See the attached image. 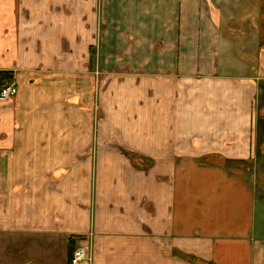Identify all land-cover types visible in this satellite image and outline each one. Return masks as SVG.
I'll return each instance as SVG.
<instances>
[{
    "label": "crops",
    "instance_id": "crops-1",
    "mask_svg": "<svg viewBox=\"0 0 264 264\" xmlns=\"http://www.w3.org/2000/svg\"><path fill=\"white\" fill-rule=\"evenodd\" d=\"M0 72L23 264H264V0H0Z\"/></svg>",
    "mask_w": 264,
    "mask_h": 264
},
{
    "label": "rangeland",
    "instance_id": "rangeland-1",
    "mask_svg": "<svg viewBox=\"0 0 264 264\" xmlns=\"http://www.w3.org/2000/svg\"><path fill=\"white\" fill-rule=\"evenodd\" d=\"M94 85H99L100 79H92ZM84 78H77V97L80 102H83V93L80 90L85 85ZM264 97V96H262ZM79 102V103H80ZM97 95H95V102L92 100L93 105L90 108L84 106L82 111L91 121L93 130L95 129L96 120L99 111L96 110ZM264 103V101H263ZM14 105V104H13ZM94 106V107H93ZM15 105L13 106V108ZM92 109V111H91ZM92 113V117L90 115ZM261 118H264V110L259 111ZM21 123L17 125V137L12 145V149L16 151H23V114L21 115ZM264 129V125L259 123L257 130L258 134H261ZM77 132H81V129H77ZM0 162H5L7 165L10 163L12 166L10 172H0V232L6 230V235H0V264H23V246H28L30 240H23V157L15 156L11 158L1 159ZM143 165H147L146 160L139 161ZM260 177V175H257ZM264 179V175L261 177ZM92 238L87 236L76 237L69 242L68 259L75 247L79 245H86L88 247V258L92 249ZM30 261L29 258L25 261L26 264ZM88 261V260H87ZM91 261V260H90ZM83 261L81 264H84ZM86 263V262H85Z\"/></svg>",
    "mask_w": 264,
    "mask_h": 264
},
{
    "label": "built area",
    "instance_id": "built-area-1",
    "mask_svg": "<svg viewBox=\"0 0 264 264\" xmlns=\"http://www.w3.org/2000/svg\"><path fill=\"white\" fill-rule=\"evenodd\" d=\"M18 93L16 84L9 82L0 90V101H8L15 97ZM88 247L86 245H79L71 252L68 264H81L88 256Z\"/></svg>",
    "mask_w": 264,
    "mask_h": 264
},
{
    "label": "trees",
    "instance_id": "trees-1",
    "mask_svg": "<svg viewBox=\"0 0 264 264\" xmlns=\"http://www.w3.org/2000/svg\"><path fill=\"white\" fill-rule=\"evenodd\" d=\"M12 74L10 72H0V90L10 82ZM73 250V249H72Z\"/></svg>",
    "mask_w": 264,
    "mask_h": 264
}]
</instances>
